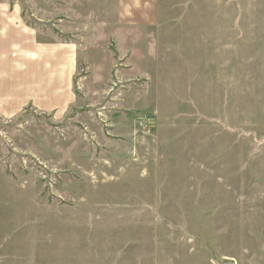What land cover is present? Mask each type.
Listing matches in <instances>:
<instances>
[{"label": "rangeland", "instance_id": "374dc122", "mask_svg": "<svg viewBox=\"0 0 264 264\" xmlns=\"http://www.w3.org/2000/svg\"><path fill=\"white\" fill-rule=\"evenodd\" d=\"M128 1L0 0V264H135L176 228L264 264V35L223 57L221 9Z\"/></svg>", "mask_w": 264, "mask_h": 264}, {"label": "crops", "instance_id": "0c3cea01", "mask_svg": "<svg viewBox=\"0 0 264 264\" xmlns=\"http://www.w3.org/2000/svg\"><path fill=\"white\" fill-rule=\"evenodd\" d=\"M197 1L198 0H162L161 2V0H159L158 2V0H129L124 6L126 7L127 4H130V8H141L147 9L149 11L160 8L167 10H198L199 4L196 5ZM205 1H207V3ZM205 1L203 6L207 4V9H221L220 31H222V38H212V40H221V49L219 50H221L223 57L225 56L226 52L229 51L230 43H243L245 41L255 43L261 40L258 37H255V31L260 33V35H264V30L262 29V27H264V17H245V13L254 10V14H257L256 11L264 10V0ZM161 3L163 6H160ZM125 7H123V9ZM260 16H262L261 13ZM157 20L159 23V19ZM142 21L144 22L139 24L147 27H153L157 22L153 17ZM166 22H173L172 25L182 22V25H185L181 19H167ZM207 23L211 26L210 30H212V18H207ZM191 24L199 25V22ZM247 27L250 29L247 30ZM216 31L219 32V30ZM195 32L198 33V30H195ZM211 35L213 36L212 33ZM193 40H195V38H193ZM255 49L253 53L249 55V57L256 55L257 52ZM259 68L261 70L262 66ZM235 70L238 73H245V71H242L241 69L239 70L236 68ZM255 71V67L252 66L251 72L255 74ZM218 212H214L211 209L206 211L204 214L209 215L210 217V214L215 216V214H218ZM175 230L177 233L172 234L173 238L169 243H157L153 239V243H156L152 246V248L148 249L146 247L148 245L149 238L143 235L141 238V259L140 262H135V264H217L221 259L225 258V254L221 251L215 250L213 247V242L210 240L206 241V237L203 239L204 237L202 238L201 234L187 230L185 228H176ZM213 231L214 228H211V233H213ZM222 233H224V230ZM168 235H171V233H168L166 237ZM156 239L161 240L159 237H156ZM162 240H164V238ZM165 258H167L169 261L165 262Z\"/></svg>", "mask_w": 264, "mask_h": 264}, {"label": "built area", "instance_id": "2783aa9c", "mask_svg": "<svg viewBox=\"0 0 264 264\" xmlns=\"http://www.w3.org/2000/svg\"><path fill=\"white\" fill-rule=\"evenodd\" d=\"M147 125H148V123H146V122H142V124H141V126H143V127H147ZM229 264H233V263L229 262Z\"/></svg>", "mask_w": 264, "mask_h": 264}]
</instances>
